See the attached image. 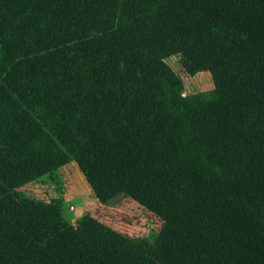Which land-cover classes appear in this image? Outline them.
Listing matches in <instances>:
<instances>
[{"label":"trees","instance_id":"obj_1","mask_svg":"<svg viewBox=\"0 0 264 264\" xmlns=\"http://www.w3.org/2000/svg\"><path fill=\"white\" fill-rule=\"evenodd\" d=\"M71 161L156 237L15 196ZM0 264H264V0H0Z\"/></svg>","mask_w":264,"mask_h":264},{"label":"rangeland","instance_id":"obj_2","mask_svg":"<svg viewBox=\"0 0 264 264\" xmlns=\"http://www.w3.org/2000/svg\"><path fill=\"white\" fill-rule=\"evenodd\" d=\"M164 62L180 79L183 96L213 88L209 71L191 76L182 70L176 56H168ZM14 193L20 199L56 203L62 217L71 225H76L83 215H89L123 235L148 239L156 237L163 226L161 218L125 193L100 201L73 161L15 188Z\"/></svg>","mask_w":264,"mask_h":264}]
</instances>
